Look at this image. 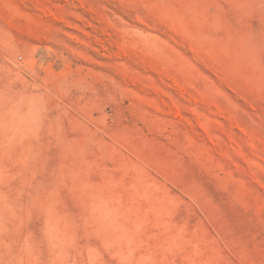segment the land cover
Instances as JSON below:
<instances>
[{"label": "rangeland", "instance_id": "374dc122", "mask_svg": "<svg viewBox=\"0 0 264 264\" xmlns=\"http://www.w3.org/2000/svg\"><path fill=\"white\" fill-rule=\"evenodd\" d=\"M0 264H264V0H0Z\"/></svg>", "mask_w": 264, "mask_h": 264}]
</instances>
